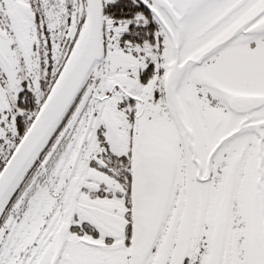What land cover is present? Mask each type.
<instances>
[{
  "label": "snow or ice",
  "instance_id": "obj_1",
  "mask_svg": "<svg viewBox=\"0 0 264 264\" xmlns=\"http://www.w3.org/2000/svg\"><path fill=\"white\" fill-rule=\"evenodd\" d=\"M0 264H264V0H0Z\"/></svg>",
  "mask_w": 264,
  "mask_h": 264
}]
</instances>
